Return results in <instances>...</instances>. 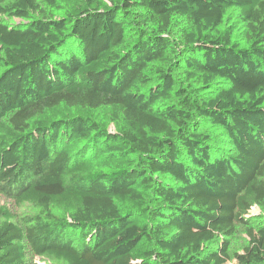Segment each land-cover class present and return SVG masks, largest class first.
Segmentation results:
<instances>
[{
  "label": "trees",
  "instance_id": "obj_1",
  "mask_svg": "<svg viewBox=\"0 0 264 264\" xmlns=\"http://www.w3.org/2000/svg\"><path fill=\"white\" fill-rule=\"evenodd\" d=\"M0 193V264H264V0H0Z\"/></svg>",
  "mask_w": 264,
  "mask_h": 264
},
{
  "label": "rangeland",
  "instance_id": "obj_2",
  "mask_svg": "<svg viewBox=\"0 0 264 264\" xmlns=\"http://www.w3.org/2000/svg\"><path fill=\"white\" fill-rule=\"evenodd\" d=\"M9 21L12 24L22 23V20L18 19V18H10ZM110 128L112 129V125L110 126ZM0 204L6 205L9 208V210L14 215L16 221H21L22 218L37 213V210L34 207H32L31 205L19 206V205L15 204L12 200L6 198L2 193H0ZM246 215L249 217H253L255 219H261L262 221H264V209L260 206H253L249 210L248 214H246ZM253 222H254V220H253ZM246 239H247V237H246L244 227L241 224H238L236 226V233H235V237L233 239V244L231 247L232 252H242L241 248L244 245ZM28 257L33 262H36L39 264H62L60 261H56V260H52V259H42V258L37 257V256L32 257L29 254H28Z\"/></svg>",
  "mask_w": 264,
  "mask_h": 264
}]
</instances>
